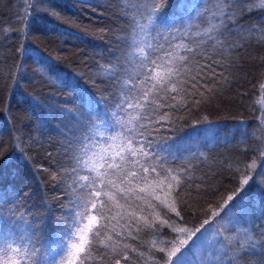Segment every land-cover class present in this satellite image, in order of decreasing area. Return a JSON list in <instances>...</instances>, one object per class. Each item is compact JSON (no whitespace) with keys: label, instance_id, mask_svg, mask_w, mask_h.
<instances>
[{"label":"snow or ice","instance_id":"6c2138e0","mask_svg":"<svg viewBox=\"0 0 264 264\" xmlns=\"http://www.w3.org/2000/svg\"><path fill=\"white\" fill-rule=\"evenodd\" d=\"M111 3L122 22L114 36L117 47L90 80L96 91L80 90L79 108L64 110L68 119L60 132L63 142H57L61 151L55 158L48 152L54 164L36 165L29 153L37 145L43 147V141L23 127L14 130L12 151L0 155V189L12 195L15 205L7 209L10 226L0 212V264H250L248 257L257 248L258 264H264V227L256 223L264 220V109L255 116L253 132L246 121H239L231 139H218L219 129L207 116L191 125L180 124L185 115L230 87L242 59L238 53L257 33L264 35L257 27L264 15L251 24L241 21L264 12V0L258 5L256 0ZM23 4L15 20L21 27L12 30L19 40L13 53L19 58L13 84L31 58V13L58 15L52 0ZM4 39L12 41V35ZM34 63L36 74L46 79L50 65L38 58ZM260 93L264 96V84ZM31 103L42 106L36 96ZM177 125L191 127L192 132L187 138L177 137ZM44 126L38 121L34 130L40 132ZM201 132L207 143L236 140V150L253 154L242 168L227 163L237 187L207 209L196 197L205 195L215 172L195 176L207 159L193 143ZM25 169L33 177L48 174L60 191L59 215H52L46 205L48 214L30 218L15 204L17 181L28 179ZM252 184L259 190L258 200L247 195ZM4 203L0 192V205ZM200 213L207 218L190 228L186 216L194 219Z\"/></svg>","mask_w":264,"mask_h":264},{"label":"trees","instance_id":"16d2710c","mask_svg":"<svg viewBox=\"0 0 264 264\" xmlns=\"http://www.w3.org/2000/svg\"><path fill=\"white\" fill-rule=\"evenodd\" d=\"M52 3L57 16L48 15L44 10L31 13L34 23L27 43L32 49L31 58L24 61L23 74L17 76L18 82L14 86L11 77L19 58H13V53L19 40L15 38L12 30L21 27L15 20L17 14L23 11L24 4L23 0H0V141L3 148L0 155H7L12 151L11 137L14 130L23 127L26 133L43 141V147L37 145L29 154L35 157L36 165L45 167L54 164V159H48V152L55 158L61 151L57 142H63L60 132L64 130L68 119L64 110L75 111L79 108L76 100L79 99L80 90L91 89L90 80L97 75L98 65H106L117 47L114 41V36L119 34L117 25L122 26V22L113 14L115 5L111 0H52ZM256 4H259V0H256ZM263 14L264 12L253 13L241 22L254 23ZM257 27L264 30V23L257 24ZM5 35H12V41L5 40ZM262 41L264 35L257 33L248 47L238 53L242 59H239L236 75L230 77L233 81L230 87L185 115L180 124L191 125V121L207 116L219 129L218 139L231 138L232 130L239 121H246L248 129L251 127L258 114L256 104L259 101L260 85L264 84ZM34 58L50 65V75L46 79L36 74L38 65L34 63ZM27 94L38 97L43 106H50L49 109L43 106L33 107L26 97ZM38 121L45 125L40 132L34 130ZM199 127L202 129L203 125ZM175 131L177 137L187 138L192 129H181L177 125ZM237 133L239 132H235ZM169 134L165 131V135ZM27 143L25 140V144ZM248 144L251 145L252 142ZM235 145L236 143H207L204 136L198 144L206 152L207 159L200 164L203 171H198L195 176L215 172V177L204 190L205 195L202 198L196 197L204 209L207 201L218 194H222L224 198L237 187L233 171L226 166L227 163L232 162L233 167L242 168L253 155L251 152L236 150ZM226 157L231 159L225 160ZM23 175L28 179L24 182L17 181L16 194L19 198L15 204L22 205L21 210H26L30 218L33 214H48L46 205L51 207L52 215H59L57 198L60 191L53 187L48 174L41 172L33 177L32 172L25 169ZM8 180L11 178L6 176V181ZM0 192L5 201L0 205V212L9 221L7 209L15 206L12 203L13 197L2 189ZM247 195L259 199V190L255 184L249 187ZM258 211L259 209L257 213ZM203 215L204 213H200L194 219L186 216V220L191 223ZM256 223L264 227V220H257ZM127 242L133 243L131 240ZM136 246H140L138 241ZM248 260L250 264H258L261 250L257 248L255 254L249 255Z\"/></svg>","mask_w":264,"mask_h":264},{"label":"rangeland","instance_id":"374dc122","mask_svg":"<svg viewBox=\"0 0 264 264\" xmlns=\"http://www.w3.org/2000/svg\"><path fill=\"white\" fill-rule=\"evenodd\" d=\"M254 129H255V128H252V129L249 128L248 131L251 133V132L254 131ZM256 134L258 135V132H257ZM250 139H251V136L249 137L247 143H250V142L253 143V141H251ZM222 199H223V195H222V194H218V195H216L212 200L207 201V202L205 203V209H207V207H208L209 204H211L213 207H215V206H216V202H217V201L222 202ZM204 216H205V214H204L202 217H204ZM196 220H197V219H196ZM196 220L192 221L191 223H188V226H189V225H192Z\"/></svg>","mask_w":264,"mask_h":264}]
</instances>
